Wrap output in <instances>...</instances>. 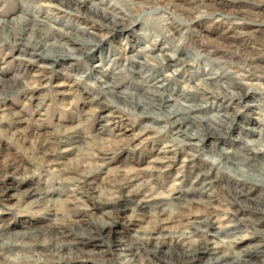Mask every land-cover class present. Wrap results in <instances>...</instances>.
<instances>
[{"label": "rangeland", "instance_id": "1", "mask_svg": "<svg viewBox=\"0 0 264 264\" xmlns=\"http://www.w3.org/2000/svg\"><path fill=\"white\" fill-rule=\"evenodd\" d=\"M41 1L0 0V19H52L54 28L42 23L39 34L46 42L65 41L77 58L42 63L29 54L31 48L4 37L0 27V232L30 230L32 240L25 242L47 243L32 248L44 258L41 264H118L122 249L154 224L160 233L192 230V243L208 248L212 241L238 236L232 249L248 262L264 264V181L244 182L245 194L239 195L226 169L235 162L250 173L264 168V151L250 150L264 149V0H86L79 8L78 0ZM90 2L123 16L118 21L124 26L102 27L108 16ZM72 36L95 43L85 51ZM144 46L152 48L150 54L166 46L170 57L154 66L144 57ZM149 73L153 80L165 79L173 96L205 105L202 116L230 114L217 126L219 134L189 146L179 140L182 132L179 139L173 134L185 126L128 110L120 96L143 95L136 79ZM205 76L218 85L231 84L234 98L192 92ZM108 80L114 81V94L103 85ZM69 130L82 140L66 151L75 144L73 138L61 142ZM210 157H222V163L212 167ZM87 170L95 172L84 179ZM125 174L135 180L120 187L121 199L114 201L112 187L122 184ZM197 179L212 182L210 195L199 196ZM146 192L203 202L185 203L180 212L174 208V217L157 220L154 205L143 200ZM48 227L85 238L58 232L55 239L45 234ZM218 227L226 234H218ZM59 241L66 245L58 256L68 262L49 252ZM163 242L157 253L145 244L130 252L131 264H208L212 258L204 254L188 261L171 238ZM25 253L0 247V264Z\"/></svg>", "mask_w": 264, "mask_h": 264}, {"label": "bare ground", "instance_id": "2", "mask_svg": "<svg viewBox=\"0 0 264 264\" xmlns=\"http://www.w3.org/2000/svg\"><path fill=\"white\" fill-rule=\"evenodd\" d=\"M44 2H50L53 0H42ZM41 1V2H42ZM78 3H75L76 7H80L86 0H78ZM63 2L72 4L74 3V0H64ZM89 5L95 10V11H102L105 17L103 21H100L102 23V27L106 29H111L118 25H123L124 23L118 21L119 18H123V16H116L113 14L106 13L104 9L99 8L95 3L90 2ZM66 13H69L68 10H64ZM121 12V11H120ZM74 14V13H72ZM121 15H127L128 14H121ZM52 20V19H49ZM48 17L45 19L33 17V18H27L23 15H19L14 18H9V20L0 19V27L2 34L4 37L12 40L14 44H23L25 47L31 48L33 51L29 54L36 56V60H40L42 63H47V61L56 62L59 60H68L77 58L76 50L75 48H71L67 45L65 41L63 42H46L44 41V38L41 34H39V31L42 30V23L49 24ZM109 20V21H108ZM50 27L54 28L52 25ZM147 34V33H146ZM144 34V35H146ZM72 42L81 41L82 42V48L85 51L89 50L88 45H94L95 41L93 40H85V39H79L77 37L72 36L70 39ZM166 46L159 49L158 54H150L152 51V48L149 46H144L142 50L144 51L143 55L145 58H151L155 65L161 64L163 61H165V58L163 56L167 55L170 57V55L167 53ZM150 51V53H149ZM140 64L144 65L146 61L141 60L138 61ZM149 64V63H148ZM99 70V69H98ZM142 71L141 68H139L136 72ZM105 74V73H103ZM107 76V75H106ZM143 79L139 80L136 79V82L143 87V95H139L138 93H129L124 95H118L120 96L124 102L127 104L128 110L136 112L138 109H140V114L149 117L151 119H154L157 122H161L163 120H170V125L173 127L179 126H185L184 130H177L173 134L176 136L175 139L178 138V133L182 132L181 140L184 144L192 146L198 143V141L202 140V138L208 134H219L217 126L224 125L223 123H226V119L230 114L228 113H222L219 112L217 114H214L213 116H202L200 114V111L205 108V105L203 104H197L194 102H190L189 100H195L191 97H185L182 99L179 95L173 96V93L169 91L168 84L165 82V79L158 77L155 80H153V75L144 74L141 75ZM114 78V77H113ZM211 76H205L203 79L199 80V85L197 87H191L190 90H194L192 92L198 93L202 96H208L207 94H210L211 92H214L220 97L224 98H230L233 99L235 93L231 92L227 87H231V84L224 83L218 85L217 83H213L211 80ZM110 79V78H109ZM246 78H243L245 80ZM117 81V80H116ZM249 80H246V83ZM251 82V81H250ZM114 84L113 80H108L104 82V87L107 89V92L109 94H114L115 91L113 90L112 86ZM252 84V82L250 83ZM102 85V86H103ZM101 86V87H102ZM217 86V87H216ZM5 87L8 88V85ZM9 91V90H8ZM105 91V90H104ZM173 92V91H172ZM4 96H6V92H4ZM105 94V92H104ZM9 96V95H8ZM128 96L129 99L126 97ZM10 97V96H9ZM97 99V98H96ZM113 102V101H112ZM101 103V101H100ZM114 103V102H113ZM97 104V103H96ZM111 106V105H110ZM222 106V105H221ZM220 107V104L218 105ZM138 113V114H139ZM167 125V123H166ZM214 125V126H213ZM216 126V127H215ZM72 130V128H70ZM64 132V131H63ZM66 132V131H65ZM77 132V131H76ZM65 134V133H64ZM77 134V133H76ZM66 139L67 140H61V142H67L69 139L73 138V143L71 147L66 149V151L74 150L78 144V142H81L82 138H78L79 136L75 135V131L66 132ZM82 137V135H81ZM87 138V137H85ZM173 140V139H172ZM248 144H253L251 141L247 142ZM197 146H199L197 144ZM253 153L257 152H263L264 149H260L258 147H254L250 149ZM194 157V156H192ZM209 159V158H208ZM222 157L220 158H214L210 157L208 160L212 167L216 166L218 164H221ZM233 167H227V171L230 173L231 182L235 186H239V195H244L245 192H243L240 188H242L245 183L248 182V180H263L264 181V168H260V171L258 173H250L248 170H246L245 166H242L240 162L233 163ZM95 170H87L85 171L82 176L84 179H88L94 174ZM206 174V173H205ZM204 174V176H205ZM210 174V173H209ZM134 176H131V174H125L122 175V184L116 185L112 187L113 191L110 189V192H113L112 199L114 201H118L121 199V196H116V193L118 192V189L126 187L130 181H134ZM196 182H200V187L196 189L199 191V196L201 195H210L208 191L210 190V181H206V179H201ZM199 186V185H198ZM144 199L147 198V201L144 202H151L152 205H154V215L157 216V220L162 215H167L168 217H174L175 216V209L177 210L184 206L185 203H196L201 204L203 201L198 198H187L183 195H177L175 197H168V196H160L155 195L152 192H146L144 193ZM164 198V199H163ZM50 201V200H49ZM146 206V204H144ZM142 204V206H144ZM178 212H180L178 210ZM177 215V214H176ZM179 215V213H178ZM156 220V223H157ZM194 225V221H189ZM206 224L208 222L206 221ZM229 228V226H226ZM217 231L223 234L224 231L222 228H217ZM6 232V231H5ZM5 232H0V247L6 250H12L13 248H23L25 251L31 254H21L16 255L15 257L9 256V264H41L44 261V258L42 256H39L37 253L33 251V246L40 245L42 247H47V243H38L36 241H33L31 243L25 242V240H32L31 231L30 230H23V232L20 231V233H13L11 235H5ZM18 232V231H17ZM58 232L60 234L69 235L72 238L82 240L85 238V236L80 235L78 233L73 232V230L69 231H63L58 230L57 227H48L45 230V234L52 238H59ZM193 234L192 230H188L187 228H182L173 232H167V233H160L159 227L154 224L151 227H148L147 230H145L141 237L138 238V241L135 243L128 244L125 248L122 249V252L119 254V261L118 264H131L130 252H136L139 250L143 244L147 246H151V252L157 253L160 250V245L164 244L163 239L165 238H171L174 243L178 245L179 251L178 253L185 257L188 261H193L194 259H199L204 254L212 255V258L209 259L207 262L208 264L211 263H217V264H253L252 262H248L247 259L242 258L241 252L234 251L233 245L238 244L239 239H241L238 236H235L233 239H227L224 237L223 239H219V241H212L211 243L213 246L208 248L207 246L196 244L194 245L190 240L191 235ZM213 236H216L217 234L211 233ZM6 236V237H5ZM231 243V244H230ZM160 244V245H159ZM223 244L226 245L227 249L224 251L221 249ZM65 243L59 241L58 244H56V247L54 249H49V252L54 255H56L59 260L68 262V257H64L62 255H59L61 250L65 247ZM230 248V249H229ZM57 250V251H56ZM173 264V263H171Z\"/></svg>", "mask_w": 264, "mask_h": 264}]
</instances>
